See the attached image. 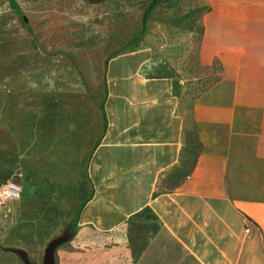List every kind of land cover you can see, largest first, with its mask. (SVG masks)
Here are the masks:
<instances>
[{
	"label": "rangeland",
	"instance_id": "374dc122",
	"mask_svg": "<svg viewBox=\"0 0 264 264\" xmlns=\"http://www.w3.org/2000/svg\"><path fill=\"white\" fill-rule=\"evenodd\" d=\"M150 1L0 0V264H43L48 247L50 264L132 263L136 218L108 232L79 223L90 152L121 151L98 143L105 109L125 121L136 59L170 60L176 93L191 73L217 72L194 63L202 0H158L145 13Z\"/></svg>",
	"mask_w": 264,
	"mask_h": 264
},
{
	"label": "crops",
	"instance_id": "0c3cea01",
	"mask_svg": "<svg viewBox=\"0 0 264 264\" xmlns=\"http://www.w3.org/2000/svg\"><path fill=\"white\" fill-rule=\"evenodd\" d=\"M202 5L196 62L220 70L190 108L189 170L182 166L186 111L172 91L178 75L168 71L170 60L136 59L134 101L120 109L125 121L118 125L105 109L98 141L121 151L97 156L94 146L88 157L92 194L79 223L108 232L136 218L131 264H264V0ZM124 203L131 209L113 218L110 208Z\"/></svg>",
	"mask_w": 264,
	"mask_h": 264
},
{
	"label": "trees",
	"instance_id": "16d2710c",
	"mask_svg": "<svg viewBox=\"0 0 264 264\" xmlns=\"http://www.w3.org/2000/svg\"><path fill=\"white\" fill-rule=\"evenodd\" d=\"M157 2H158V0H151L150 5L145 10V13L149 12L151 10V7L154 6L155 4H157ZM204 10H205V8H203L200 11L199 16H198V24L200 27L199 39H200V33H201L200 15ZM199 39H198V42H199ZM197 45H198V43H197ZM196 48H197V46H196ZM194 63H195V66H197L198 68H207V67H200L198 65V63L196 62V52H195ZM215 65L217 66V71H219L220 66H218L216 63H214L213 66H215ZM217 78H218V75L216 74L213 78H209V75H205V76H202L198 79H194L192 77V75L190 74L189 79H191V81H192L191 85L188 86L187 84H183L184 89H183L182 93H180V91H178L177 93L175 92V90L173 91V93L176 96H178V98H179L180 107L186 111V114H185L186 115V118H185L186 146H185V151H184L183 157H182V166H185L187 168V170H189V168L191 167V165L193 163L194 149L196 146L195 145L196 135L194 132V124H193V121H192V118L190 115V108H191L194 97L199 92H201L202 90L207 88L210 84H212ZM186 96H190L189 106L187 104L182 103V101H184V97H186ZM188 117H189L190 122H191L190 128H188ZM91 194H92V192H91Z\"/></svg>",
	"mask_w": 264,
	"mask_h": 264
},
{
	"label": "water",
	"instance_id": "95a60500",
	"mask_svg": "<svg viewBox=\"0 0 264 264\" xmlns=\"http://www.w3.org/2000/svg\"><path fill=\"white\" fill-rule=\"evenodd\" d=\"M50 248L51 247H48L46 250H45V253H44V256H43V264H50L49 262V253H50ZM23 261L25 264H34V263H31L27 257L24 255L23 257Z\"/></svg>",
	"mask_w": 264,
	"mask_h": 264
},
{
	"label": "built area",
	"instance_id": "2783aa9c",
	"mask_svg": "<svg viewBox=\"0 0 264 264\" xmlns=\"http://www.w3.org/2000/svg\"><path fill=\"white\" fill-rule=\"evenodd\" d=\"M16 194V189L14 187H10L8 189V195H15Z\"/></svg>",
	"mask_w": 264,
	"mask_h": 264
}]
</instances>
